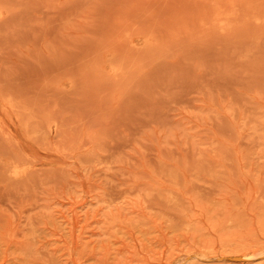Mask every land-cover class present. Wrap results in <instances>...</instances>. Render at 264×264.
Instances as JSON below:
<instances>
[{"label":"rangeland","instance_id":"1","mask_svg":"<svg viewBox=\"0 0 264 264\" xmlns=\"http://www.w3.org/2000/svg\"><path fill=\"white\" fill-rule=\"evenodd\" d=\"M0 264H264V0H0Z\"/></svg>","mask_w":264,"mask_h":264}]
</instances>
